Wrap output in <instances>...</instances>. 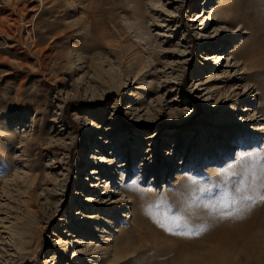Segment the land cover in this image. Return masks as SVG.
Listing matches in <instances>:
<instances>
[{"label": "rangeland", "instance_id": "374dc122", "mask_svg": "<svg viewBox=\"0 0 264 264\" xmlns=\"http://www.w3.org/2000/svg\"><path fill=\"white\" fill-rule=\"evenodd\" d=\"M235 1L0 0V264H264V202L222 215L264 191L261 37ZM86 15L139 43L128 83L79 49ZM160 198L181 228L145 214Z\"/></svg>", "mask_w": 264, "mask_h": 264}, {"label": "bare ground", "instance_id": "6f19581e", "mask_svg": "<svg viewBox=\"0 0 264 264\" xmlns=\"http://www.w3.org/2000/svg\"><path fill=\"white\" fill-rule=\"evenodd\" d=\"M135 2L143 1V0H133ZM235 1V0H234ZM256 0H236L234 5L232 6V11L228 13L229 22L232 24L240 23V27H245L248 29L249 35L261 37L259 41H255L249 48L245 49L244 59L243 62L246 64L247 70V78L252 79L253 76H264V15L258 14L257 7H256ZM142 5L145 6L144 3ZM132 14L136 17H139L136 13V10H132ZM87 17V19H85ZM83 18V17H82ZM96 20L94 18H88V16H84V26H83V33L78 36H82V42L80 44L79 49L83 48L84 46L87 49L97 50V53H93V58L100 56L102 57L104 52L112 51L114 55H116L120 62V67L122 68L121 71L125 74L127 78V83L130 81L131 74L133 72L125 71V60L134 53H138L141 51L139 47V43L131 40L129 36L120 39L122 33L115 29V26L118 22L111 20V19H102ZM87 21V23H86ZM113 22L114 24H110ZM75 24V23H73ZM99 26H102L99 30ZM123 33H127L125 30ZM113 36L115 41L114 43H109L110 40H106L105 36ZM263 37V38H262ZM90 40V41H89ZM122 41L127 42V45H122ZM85 48V47H84ZM78 49V50H79ZM89 51V50H88ZM94 51V52H95ZM81 58V56H79ZM141 67L140 63H135L133 66V70L137 71ZM124 68V69H123ZM131 68V67H130ZM130 71V70H128ZM114 73V72H113ZM117 74L116 72L114 73ZM116 77V76H112ZM125 77V76H124ZM125 78V79H126ZM254 81V85H255ZM253 85V86H254ZM257 86V83H256ZM253 88V87H251Z\"/></svg>", "mask_w": 264, "mask_h": 264}, {"label": "snow or ice", "instance_id": "6c2138e0", "mask_svg": "<svg viewBox=\"0 0 264 264\" xmlns=\"http://www.w3.org/2000/svg\"><path fill=\"white\" fill-rule=\"evenodd\" d=\"M253 164L255 165L253 171L254 173H258V180H259V188L264 190V162L261 161L260 157L257 156L253 158ZM257 199L260 202H264V191H260L257 193V197L254 198L251 195H244L239 198H233L231 200L233 207L232 212H224L222 215H234L241 213L244 208L246 207L244 202L248 204H255ZM240 204V207H235V205ZM227 207V202L222 205ZM145 214L149 216L150 219L153 220L158 227H161L165 231L173 232L174 229H179L183 226V219L182 217L175 215L173 212L169 211L165 206V201L163 198L158 199L155 202L145 205ZM174 234H181L176 232Z\"/></svg>", "mask_w": 264, "mask_h": 264}]
</instances>
